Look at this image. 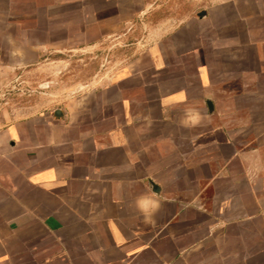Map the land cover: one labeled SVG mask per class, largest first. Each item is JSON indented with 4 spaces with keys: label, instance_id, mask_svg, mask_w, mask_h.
<instances>
[{
    "label": "crops",
    "instance_id": "crops-1",
    "mask_svg": "<svg viewBox=\"0 0 264 264\" xmlns=\"http://www.w3.org/2000/svg\"><path fill=\"white\" fill-rule=\"evenodd\" d=\"M0 264H264V0H0Z\"/></svg>",
    "mask_w": 264,
    "mask_h": 264
},
{
    "label": "rangeland",
    "instance_id": "rangeland-1",
    "mask_svg": "<svg viewBox=\"0 0 264 264\" xmlns=\"http://www.w3.org/2000/svg\"><path fill=\"white\" fill-rule=\"evenodd\" d=\"M134 43H138L137 40L128 38L121 41L122 47L113 48L109 53L96 50L60 56L38 74L42 85L34 87L40 92L62 96L85 90L97 81L113 76Z\"/></svg>",
    "mask_w": 264,
    "mask_h": 264
},
{
    "label": "clouds",
    "instance_id": "clouds-1",
    "mask_svg": "<svg viewBox=\"0 0 264 264\" xmlns=\"http://www.w3.org/2000/svg\"><path fill=\"white\" fill-rule=\"evenodd\" d=\"M135 207L145 217L155 214L160 208V201L148 195H141L135 201Z\"/></svg>",
    "mask_w": 264,
    "mask_h": 264
},
{
    "label": "water",
    "instance_id": "water-1",
    "mask_svg": "<svg viewBox=\"0 0 264 264\" xmlns=\"http://www.w3.org/2000/svg\"><path fill=\"white\" fill-rule=\"evenodd\" d=\"M205 15H206V12H201V13H200V17L205 16ZM208 106H209L210 111L213 112V111H214V106H213V104H212L211 102H209V103H208Z\"/></svg>",
    "mask_w": 264,
    "mask_h": 264
}]
</instances>
